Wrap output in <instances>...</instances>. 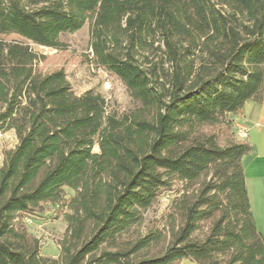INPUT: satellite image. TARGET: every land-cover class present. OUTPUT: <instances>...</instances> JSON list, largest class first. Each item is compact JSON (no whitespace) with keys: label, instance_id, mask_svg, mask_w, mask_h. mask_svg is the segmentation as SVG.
Returning <instances> with one entry per match:
<instances>
[{"label":"trees","instance_id":"1","mask_svg":"<svg viewBox=\"0 0 264 264\" xmlns=\"http://www.w3.org/2000/svg\"><path fill=\"white\" fill-rule=\"evenodd\" d=\"M86 23L87 60L135 107L109 111L39 68L32 44L67 49ZM263 99L264 0H0V131L17 136L0 164V264H264L253 146L234 132ZM50 203L68 222L58 257L23 220Z\"/></svg>","mask_w":264,"mask_h":264},{"label":"rangeland","instance_id":"2","mask_svg":"<svg viewBox=\"0 0 264 264\" xmlns=\"http://www.w3.org/2000/svg\"><path fill=\"white\" fill-rule=\"evenodd\" d=\"M61 39L67 44V49L58 50L32 44L35 50L46 56L39 65L43 72L63 68L75 92L81 94L92 89L102 93L107 99L109 111L120 112L136 106V102L120 79L87 60V54L90 52L88 23L78 31L62 34ZM244 109L248 121L246 126L251 137L249 141L253 148L244 156L243 165L254 218L258 230L264 234V141L254 143L251 140L260 134L264 137V102L261 104L250 101ZM240 127L236 126L234 120V132L237 138L247 139L239 137ZM16 142L17 136L14 130L0 131V164L4 159V150L14 146ZM65 193L69 196L72 191L66 188ZM171 199V195L164 194L145 211V227L167 212ZM44 210L40 215H25L23 220L28 230L40 241L42 253L58 257L60 240L67 230L68 222L59 214L57 205L46 204Z\"/></svg>","mask_w":264,"mask_h":264},{"label":"crops","instance_id":"3","mask_svg":"<svg viewBox=\"0 0 264 264\" xmlns=\"http://www.w3.org/2000/svg\"><path fill=\"white\" fill-rule=\"evenodd\" d=\"M248 102H250V101H248ZM247 102V103H248ZM256 102V101H255ZM264 102V99H263V101L261 102V104ZM247 103H246V105H247ZM258 103V102H257ZM234 119H235V122H236V126H242L243 128H245L246 130H247V135L245 136V138H247L248 140H250V133H249V128L246 126V124H247V116H246V113H245V109H243V111L242 112H240V113H238V114H235L234 115ZM239 135V134H238ZM239 137H243V136H241V135H239ZM252 140V142L254 141V143H260L261 141H264V137H262L261 136V134L260 135H257L256 136V138L255 139H251ZM263 143V142H262ZM253 148V147H252ZM245 156V155H244ZM244 158V157H243ZM251 166V165H250ZM247 183V182H246Z\"/></svg>","mask_w":264,"mask_h":264},{"label":"built area","instance_id":"4","mask_svg":"<svg viewBox=\"0 0 264 264\" xmlns=\"http://www.w3.org/2000/svg\"><path fill=\"white\" fill-rule=\"evenodd\" d=\"M238 134L245 137L247 135V130L243 127H240L238 130Z\"/></svg>","mask_w":264,"mask_h":264}]
</instances>
